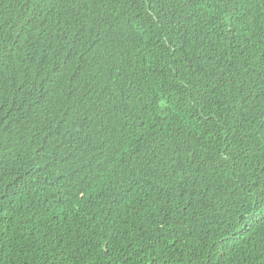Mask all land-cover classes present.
<instances>
[{"label":"trees","instance_id":"trees-1","mask_svg":"<svg viewBox=\"0 0 264 264\" xmlns=\"http://www.w3.org/2000/svg\"><path fill=\"white\" fill-rule=\"evenodd\" d=\"M0 264H264V0H0Z\"/></svg>","mask_w":264,"mask_h":264},{"label":"clouds","instance_id":"clouds-1","mask_svg":"<svg viewBox=\"0 0 264 264\" xmlns=\"http://www.w3.org/2000/svg\"><path fill=\"white\" fill-rule=\"evenodd\" d=\"M147 16H149L150 18H152L153 20H157V14L154 12V11H151V12H149L148 14H147ZM93 31V33H95V34H98V35H100V36H102V37H105V36H108L109 38L111 37V34H112V32H107V31H109V30H105V29H92ZM129 46V45H128ZM83 50V49H82ZM87 50H89V49H87ZM86 50V51H87ZM91 50H93V49H91ZM81 50H79V51H75V52H72L73 54H69L67 57H65V60H77V57H78V55H80L82 52H80ZM92 54L94 53V52H91ZM58 57H60L59 55H58ZM60 58H62V57H60ZM63 59V58H62Z\"/></svg>","mask_w":264,"mask_h":264}]
</instances>
